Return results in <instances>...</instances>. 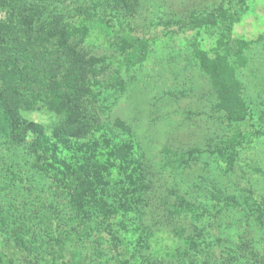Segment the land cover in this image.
I'll use <instances>...</instances> for the list:
<instances>
[{
    "label": "rangeland",
    "instance_id": "1",
    "mask_svg": "<svg viewBox=\"0 0 264 264\" xmlns=\"http://www.w3.org/2000/svg\"><path fill=\"white\" fill-rule=\"evenodd\" d=\"M134 1L130 15L111 0H15L21 15L35 16L36 25L57 21L68 42L95 59L88 87L100 125L82 139L55 137L53 114L41 107L23 112L44 127L49 150L39 162L30 134L24 142L0 140V251L8 264H62L43 231L54 225V205L75 213L73 196L55 180L68 165L92 184L91 198L79 201L83 209L95 213L100 199L119 208L112 220L95 214L88 222L89 260L101 248L103 258L90 264L119 254L129 264H264V0ZM80 6L112 34L86 24ZM128 30L149 41L146 60L131 69L124 63L129 49L121 46ZM236 40L248 43L238 59ZM216 50L243 65L244 120L215 107L200 62ZM220 143L234 144L230 158ZM245 200L262 212L261 223L245 218ZM61 217L70 231L75 218Z\"/></svg>",
    "mask_w": 264,
    "mask_h": 264
},
{
    "label": "trees",
    "instance_id": "2",
    "mask_svg": "<svg viewBox=\"0 0 264 264\" xmlns=\"http://www.w3.org/2000/svg\"><path fill=\"white\" fill-rule=\"evenodd\" d=\"M111 1L116 9L130 15L136 11L134 0ZM15 4V0H0V12L4 10V16L0 19V140L9 138L13 142H24L30 134L34 138L30 149L39 162L49 150L45 146L44 127L27 121L22 113L34 111L38 107L45 108L55 116V122L51 125V133L55 137L69 136L82 139L96 131L100 119L91 101L88 87V77L95 59L78 49L77 44L69 43L66 29L59 26L57 21L36 25L38 18L35 20L33 15L32 17L29 14L21 15ZM76 12L86 24L104 35H111L114 31L103 18L88 8L80 6ZM121 46L122 50L129 49L124 54L126 69L136 67L146 60L149 41L145 37L128 30L121 37ZM234 48L236 49L234 54L238 59V55L242 53L240 48L247 49L248 43L236 40ZM227 54V50L221 55L217 50L212 56L202 54L200 69L207 76L215 92L217 98L215 107L223 110L228 118L241 121L247 117L243 86L238 78L239 67L243 65L231 60ZM220 144L221 155L230 158L235 151L234 144ZM233 161L235 162V158H231L230 162ZM58 162L61 163L60 160ZM43 166L45 165L42 164L41 167ZM64 169L66 171L69 169L70 172L68 165H65ZM66 171H61L63 177L55 180L73 196L69 206H73L75 213L64 212L62 208L54 205L48 220L52 224L54 220L55 222L53 228L49 226L47 232L43 231L45 243L55 254L56 261H61L62 264H90L94 259L101 262L102 248L94 259L89 260V248L85 239L88 222L93 221L95 214H99L100 219L106 222L112 220L116 213L118 214L119 208L109 210L100 199L96 203L93 202L96 207L93 208L95 213L89 214V209L86 210V207L83 209L84 205L79 204V201L91 198L89 190L92 184L77 179L78 172L72 171L67 174ZM243 205L245 218L248 220L253 216L256 223H261L262 212L253 208L252 203L246 200ZM186 213L190 214L192 210L188 209ZM61 215L75 218L76 224L70 229L71 232L63 226L64 224L67 226V223ZM31 237L30 235L29 238ZM24 239L25 237L18 236L23 248L29 249L31 241L27 242ZM122 257L121 254L115 255L113 261H108L107 264H129L130 261ZM0 264H8L1 251Z\"/></svg>",
    "mask_w": 264,
    "mask_h": 264
}]
</instances>
